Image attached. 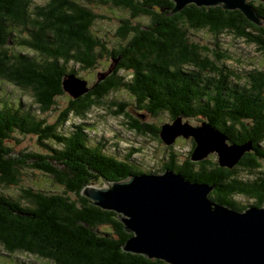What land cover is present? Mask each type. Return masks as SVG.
I'll return each mask as SVG.
<instances>
[{
    "label": "trees",
    "instance_id": "trees-1",
    "mask_svg": "<svg viewBox=\"0 0 264 264\" xmlns=\"http://www.w3.org/2000/svg\"><path fill=\"white\" fill-rule=\"evenodd\" d=\"M246 1L261 26L239 9L219 5L191 3L166 16L175 5L171 0H0V82L28 91L37 105V113L24 108L0 85V183L18 184L20 170L28 167L51 175L63 187L61 193L23 187L19 198L0 191V257L4 254L14 264L15 253L51 264H169L124 252L122 246L132 234L124 231L118 214L90 204L81 194L86 185L130 175L170 169L188 181L213 186L208 197L216 204L236 211L262 207L264 70L238 71L229 65L233 56L219 38L227 33L264 54V0ZM93 6L128 13L115 31L124 43L108 49L93 33L100 17ZM140 16L147 22L132 23ZM202 31L212 36L210 45L191 39L193 32ZM104 56L112 60V71L87 93L69 95L55 121L48 122L43 115L66 93L63 78L82 79L74 66L94 68ZM116 91H125L146 115L197 121L193 126L205 122L229 144L249 143L250 150L232 168L212 161L211 153L193 161L191 138L188 155L176 159L174 145L161 141L160 127L142 121L143 114L131 116L125 101H111L112 114L125 116L132 132L155 138L168 150L159 171L137 169L129 161L138 148L118 159L105 152L103 142L92 143L84 124L92 109ZM15 133L34 135L41 152H15L7 143L17 141ZM238 197L254 201L242 204Z\"/></svg>",
    "mask_w": 264,
    "mask_h": 264
},
{
    "label": "water",
    "instance_id": "water-1",
    "mask_svg": "<svg viewBox=\"0 0 264 264\" xmlns=\"http://www.w3.org/2000/svg\"><path fill=\"white\" fill-rule=\"evenodd\" d=\"M171 1L175 5L166 16L191 3L219 5L239 9L251 22L262 24L246 0ZM110 70L99 73L97 80ZM91 87L74 75L63 78V89L72 98ZM159 137L166 145L178 137L192 138L193 161L216 152L219 165L228 168L250 150L249 143L229 144L226 136L207 123L193 126L181 117L162 124ZM103 182L99 187L86 185L81 194L90 204L118 214L124 231L132 234L122 246L124 252L169 264H264V202L262 207L249 206L243 211L216 204L208 197L213 186L188 181L170 169Z\"/></svg>",
    "mask_w": 264,
    "mask_h": 264
},
{
    "label": "rangeland",
    "instance_id": "rangeland-1",
    "mask_svg": "<svg viewBox=\"0 0 264 264\" xmlns=\"http://www.w3.org/2000/svg\"><path fill=\"white\" fill-rule=\"evenodd\" d=\"M45 0H35L36 3H43ZM93 11L100 15L96 19L92 31L95 35L100 37L105 41V45L108 49L115 48L119 43H124V40H120L116 36L115 31L117 25L120 23V19L128 17V13L109 8V7H97L93 6ZM140 21L142 23L147 22L145 17H138L133 19L132 23H137ZM220 43L223 48L230 51L229 53L233 56V60L228 61V64L231 66H236V69L239 70H249L253 67L264 70V54L259 52L255 45L248 44L242 39H234L229 34L221 35ZM194 41L200 44H208L213 41L212 36L205 32H193L192 37ZM112 64V60L104 56L101 58L97 65L94 68L80 69L78 66H74L76 74L82 79L87 81V86L90 87L97 80L99 73L107 72ZM112 70H110L111 72ZM1 87L5 90V94L8 93L11 98L19 99V102L24 108H29L34 113H37V105L33 102L28 91L18 89L15 86L8 84H1ZM69 98L68 93L59 96L56 99V104L50 112H47L43 116L48 122H54L57 114L61 111L62 107L65 106ZM104 104L100 107H95L88 114L84 120V124L87 131H89V136L93 144L103 142L105 147V152L122 159L132 147L139 149L138 152H134L131 156L130 163L137 169H142L144 172H156V169L160 170L162 167V162L166 161L168 150H166L165 145L160 143L157 139L151 138L149 136H138L132 132L128 127V120L125 116H114L112 111L115 109V106L111 105V101H125L127 103L125 111L128 112L131 116L137 117V113L143 114L141 117L142 121L147 123H153L160 127L164 123H170L171 120L168 119L165 115L159 114L156 117L146 115L145 113L137 110L134 106V101L128 96L125 91H116L111 95L105 97L103 100ZM138 118V117H137ZM74 121H78L76 118H73ZM190 124L198 125L197 121H191ZM14 137L17 139H9L7 143L15 150V152L24 151V152H41V147L36 141L34 135H22L15 133ZM191 138L178 137L173 143L176 153V159H183L186 157L191 150ZM15 154V153H14ZM217 154L213 152L210 154L212 161H217ZM264 168V165H263ZM158 170V171H159ZM21 171L20 182L16 185H3L0 183V191L5 194L13 195L15 198H19L21 189L23 187H32L34 189H43L49 192L61 193L63 187L56 183L52 176L39 171L33 168L24 167ZM162 172V171H160ZM96 187L104 185V182L95 183ZM69 194V193H68ZM71 195V194H69ZM75 198L74 196H70ZM238 201L242 204L245 202L253 203L254 200L244 199L243 197H238ZM22 203H25L24 200H21ZM0 264H14L11 263V260L3 257L4 254H1ZM15 264H51L44 259L38 257L27 255L24 253H15L13 255Z\"/></svg>",
    "mask_w": 264,
    "mask_h": 264
}]
</instances>
